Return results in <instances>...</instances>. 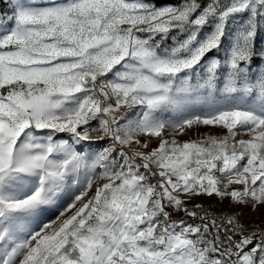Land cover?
<instances>
[{
	"label": "snow or ice",
	"instance_id": "6c2138e0",
	"mask_svg": "<svg viewBox=\"0 0 264 264\" xmlns=\"http://www.w3.org/2000/svg\"><path fill=\"white\" fill-rule=\"evenodd\" d=\"M4 3L0 264H264V0Z\"/></svg>",
	"mask_w": 264,
	"mask_h": 264
},
{
	"label": "rangeland",
	"instance_id": "374dc122",
	"mask_svg": "<svg viewBox=\"0 0 264 264\" xmlns=\"http://www.w3.org/2000/svg\"><path fill=\"white\" fill-rule=\"evenodd\" d=\"M208 131V129L207 128H204V127H202L200 130H199V133H197V134H195V135H200V134H202V133H205V132H207ZM184 139H188V137H184ZM202 203H207V204H213V203H217L216 201H215V199H208V198H205L203 201H202ZM222 209H224V208H226L227 207V201H225V203L223 204V205H221L220 206ZM259 211L260 210H258L256 213H251V212H249L248 213V217H250L253 221H255V222H259V220H260V215H259ZM248 217H246V219L248 218Z\"/></svg>",
	"mask_w": 264,
	"mask_h": 264
},
{
	"label": "trees",
	"instance_id": "16d2710c",
	"mask_svg": "<svg viewBox=\"0 0 264 264\" xmlns=\"http://www.w3.org/2000/svg\"><path fill=\"white\" fill-rule=\"evenodd\" d=\"M4 6H6L4 0H0V7H4Z\"/></svg>",
	"mask_w": 264,
	"mask_h": 264
},
{
	"label": "built area",
	"instance_id": "2783aa9c",
	"mask_svg": "<svg viewBox=\"0 0 264 264\" xmlns=\"http://www.w3.org/2000/svg\"><path fill=\"white\" fill-rule=\"evenodd\" d=\"M205 204V206H207V205H209V204H207V203H204ZM213 204H216V203H213ZM221 208V207H220ZM222 209V208H221Z\"/></svg>",
	"mask_w": 264,
	"mask_h": 264
}]
</instances>
